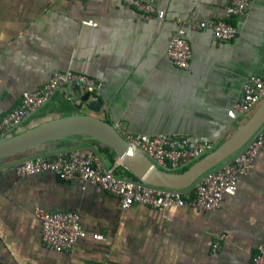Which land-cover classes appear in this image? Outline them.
I'll use <instances>...</instances> for the list:
<instances>
[{
    "label": "crops",
    "instance_id": "crops-1",
    "mask_svg": "<svg viewBox=\"0 0 264 264\" xmlns=\"http://www.w3.org/2000/svg\"><path fill=\"white\" fill-rule=\"evenodd\" d=\"M126 1L0 0V115L24 90L39 87L55 71L72 69L104 82L95 114L105 122L121 121L140 134L208 140L216 147L257 106L245 115H227L247 77L264 75V0H251L239 16H228L227 0H151L164 10L161 20L142 19ZM208 18L228 19L235 36L217 41L209 29L187 28L192 56L187 68L175 66L165 47L176 20ZM84 93L60 88L22 128L93 114L84 107ZM101 146L73 135L46 144L42 153L97 151L106 164L118 163V174L134 176ZM14 159H0V264H253L257 244L264 243L263 151L238 176L235 193L210 211L139 203L119 209L116 197L94 183L64 181L48 171L18 176ZM35 207L77 212L86 235L70 251L48 248ZM219 233L226 237L212 251Z\"/></svg>",
    "mask_w": 264,
    "mask_h": 264
},
{
    "label": "built area",
    "instance_id": "built-area-1",
    "mask_svg": "<svg viewBox=\"0 0 264 264\" xmlns=\"http://www.w3.org/2000/svg\"><path fill=\"white\" fill-rule=\"evenodd\" d=\"M250 1L227 0L225 11L228 16H239L248 8ZM126 2L138 11L142 19L161 20L165 16L164 10L156 7L151 0ZM187 28L209 29L217 41L231 40L237 32L235 25L226 18L196 21L177 19L176 28L168 38L165 53L175 66L182 69L188 67L192 56L190 44L185 37ZM63 87L79 88L88 93L90 101H96L104 82L72 69L53 72L39 87L24 90L18 103L0 115V140L15 134L24 120ZM263 97L264 75H250L242 85L240 99L227 110V115L231 118L245 115ZM112 126L130 146L143 153L157 167L167 171L186 167L215 148L212 141H191L181 134L135 133L126 129L121 121H115ZM258 151L264 152V122L240 148L200 174L186 189L156 186L135 176H122L116 172L118 163L106 164L97 151L82 155L71 150H58L52 157L38 153L14 159L11 167L18 176L48 171L64 181L78 178L97 184L116 197L119 209L139 203L160 209L190 205L210 211L221 205L224 195L235 193L238 176L249 172ZM34 215L41 226L42 242L54 251H70L74 249L77 240L86 235L77 212L47 211L35 207ZM93 236L97 239L103 238L101 234ZM225 237L224 233L217 234L211 243V250L219 249ZM251 261L253 264H264V243L257 244Z\"/></svg>",
    "mask_w": 264,
    "mask_h": 264
},
{
    "label": "water",
    "instance_id": "water-1",
    "mask_svg": "<svg viewBox=\"0 0 264 264\" xmlns=\"http://www.w3.org/2000/svg\"><path fill=\"white\" fill-rule=\"evenodd\" d=\"M84 106L93 114H71L39 122L31 127H19L18 131L0 140V159L24 157L42 153L46 144L73 135L87 137L111 149L123 165L145 183L186 189L196 178L217 165L240 148L264 122V97L249 117L212 151L206 153L179 172L160 169L139 150L130 146L109 123L95 113L100 110V100L88 101V93L81 97ZM81 106V105H80Z\"/></svg>",
    "mask_w": 264,
    "mask_h": 264
},
{
    "label": "trees",
    "instance_id": "trees-1",
    "mask_svg": "<svg viewBox=\"0 0 264 264\" xmlns=\"http://www.w3.org/2000/svg\"><path fill=\"white\" fill-rule=\"evenodd\" d=\"M102 145H103V144H102ZM101 147H102L103 150H105V151H107V152L113 154V152L111 151V149H110L109 147H107V146H105V145H103V146H101ZM14 157H15V156H14ZM2 159H3V158H2ZM182 169H185V167L182 168Z\"/></svg>",
    "mask_w": 264,
    "mask_h": 264
}]
</instances>
